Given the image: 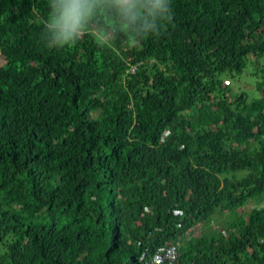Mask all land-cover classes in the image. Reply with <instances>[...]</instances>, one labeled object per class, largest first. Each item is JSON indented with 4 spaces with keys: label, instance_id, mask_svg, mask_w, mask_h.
<instances>
[{
    "label": "trees",
    "instance_id": "obj_1",
    "mask_svg": "<svg viewBox=\"0 0 264 264\" xmlns=\"http://www.w3.org/2000/svg\"><path fill=\"white\" fill-rule=\"evenodd\" d=\"M172 8L48 49L47 0H0V264H264V0Z\"/></svg>",
    "mask_w": 264,
    "mask_h": 264
},
{
    "label": "clouds",
    "instance_id": "obj_2",
    "mask_svg": "<svg viewBox=\"0 0 264 264\" xmlns=\"http://www.w3.org/2000/svg\"><path fill=\"white\" fill-rule=\"evenodd\" d=\"M40 39L48 49L75 46L85 36L100 46L123 35L140 42L173 22L172 0H47Z\"/></svg>",
    "mask_w": 264,
    "mask_h": 264
},
{
    "label": "rangeland",
    "instance_id": "obj_3",
    "mask_svg": "<svg viewBox=\"0 0 264 264\" xmlns=\"http://www.w3.org/2000/svg\"><path fill=\"white\" fill-rule=\"evenodd\" d=\"M263 62H264V60H263ZM248 74H249V71L247 72V68H246L242 74L237 75L235 78H233L232 88L234 90H237L241 86V84H243L244 87L246 88L248 85H251L252 83H254L255 78L253 76L250 77ZM248 91L251 92L250 89H248ZM259 94H260V92H258V91L252 92V95L254 97L259 96ZM254 205L255 206L256 205H263L264 206V197H262L259 201L257 200ZM200 232H201V229H198L197 233H200Z\"/></svg>",
    "mask_w": 264,
    "mask_h": 264
},
{
    "label": "built area",
    "instance_id": "obj_4",
    "mask_svg": "<svg viewBox=\"0 0 264 264\" xmlns=\"http://www.w3.org/2000/svg\"><path fill=\"white\" fill-rule=\"evenodd\" d=\"M178 256L177 247L172 245L157 252L153 257L152 264H174Z\"/></svg>",
    "mask_w": 264,
    "mask_h": 264
}]
</instances>
